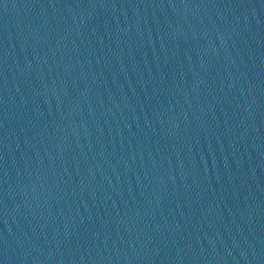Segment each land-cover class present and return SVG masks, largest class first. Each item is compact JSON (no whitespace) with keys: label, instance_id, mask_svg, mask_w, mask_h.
Segmentation results:
<instances>
[{"label":"water","instance_id":"water-1","mask_svg":"<svg viewBox=\"0 0 264 264\" xmlns=\"http://www.w3.org/2000/svg\"><path fill=\"white\" fill-rule=\"evenodd\" d=\"M0 264H264V0H0Z\"/></svg>","mask_w":264,"mask_h":264}]
</instances>
